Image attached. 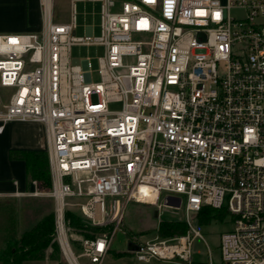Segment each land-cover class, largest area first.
Instances as JSON below:
<instances>
[{"label":"built area","instance_id":"obj_1","mask_svg":"<svg viewBox=\"0 0 264 264\" xmlns=\"http://www.w3.org/2000/svg\"><path fill=\"white\" fill-rule=\"evenodd\" d=\"M99 1V35H77L74 10L56 22L53 0H40V31L0 33V133L43 125L63 253L65 240L78 264H101L136 202L182 210L189 226L133 235L136 258L193 264L196 214L210 206L234 224L221 235L223 264H264V0ZM75 44L104 46L99 81L89 58L74 62ZM69 210L104 228L77 254Z\"/></svg>","mask_w":264,"mask_h":264},{"label":"rangeland","instance_id":"obj_2","mask_svg":"<svg viewBox=\"0 0 264 264\" xmlns=\"http://www.w3.org/2000/svg\"><path fill=\"white\" fill-rule=\"evenodd\" d=\"M77 5L76 34L79 36L86 35V26L93 25V34L99 35L101 33V2L81 1ZM72 9L66 0H55L54 20L59 23H68ZM104 51L103 45L75 44L72 46L71 54L73 58L81 60L89 58L92 79L93 81H99V57L104 55ZM7 99V95H0V106ZM108 106L110 110H120L122 102L113 101ZM37 127L35 128L33 123L14 122L9 125L0 138V258L4 257L3 252L5 250L16 246L24 231L32 228L44 217L54 214V200L48 195L49 190L45 191L39 188L38 182L35 189L30 185L26 192L19 195H16L13 188H11L12 185H16V179H21L24 171L20 165L9 163L6 143L10 139L11 146H20L21 139L33 137L45 141V132ZM36 190L41 193L33 195L31 192ZM156 209L155 206L150 204L130 202L124 211L121 229L115 233L111 249L101 264H174L156 259L150 262L140 261L133 251L128 250V242L133 235L141 236L143 241L149 240L159 236L157 227L160 220L182 221L180 218L184 216L182 210L162 207L159 210V215L155 217L154 211ZM82 222L87 226H92L85 220H82ZM68 223L70 244L77 254L80 251V240L83 235L70 225L69 219ZM233 225L232 217L229 214L223 220H214L209 224L198 225L203 237L196 236L193 240V261L208 262L209 256H211L215 263L221 262V235L231 230ZM87 232L92 233L89 229ZM53 242L57 243L58 247ZM117 253H123V255L119 257ZM78 259L80 264H96L91 263L86 257H79ZM5 263L9 264L8 259L6 262L0 259V264ZM23 264H70V262L63 253L61 245L54 234L48 246L30 253Z\"/></svg>","mask_w":264,"mask_h":264},{"label":"trees","instance_id":"obj_3","mask_svg":"<svg viewBox=\"0 0 264 264\" xmlns=\"http://www.w3.org/2000/svg\"><path fill=\"white\" fill-rule=\"evenodd\" d=\"M12 159H23L26 163L27 182L36 180L39 183V188L49 190L51 188V176L48 164V156L46 151L36 150H10ZM226 209H216L210 206H204L197 214L196 221L198 225L209 224L214 220H223L228 215ZM67 218L70 220V225L83 235V237H94L104 228L96 226H87L82 222L80 216L72 211H67ZM92 233L87 232V230ZM189 227L185 221L161 220L158 226V234L161 237L173 235H184ZM97 232V233H95ZM55 233L54 214L46 216L32 228L24 231L17 242L16 246L5 250L4 257L0 258L3 262L8 259L9 264H23L26 257L43 247L50 244ZM57 246V243L53 242ZM120 257L123 253H117ZM6 264V263H5ZM193 264H209L208 262L193 261ZM213 264H223V262H213Z\"/></svg>","mask_w":264,"mask_h":264},{"label":"crops","instance_id":"obj_4","mask_svg":"<svg viewBox=\"0 0 264 264\" xmlns=\"http://www.w3.org/2000/svg\"><path fill=\"white\" fill-rule=\"evenodd\" d=\"M81 1H98L99 0H66V2L73 8L75 11V15L77 14V4ZM55 3V0H53ZM71 10V12H72ZM77 17V16H76ZM71 18V14H70ZM70 21V20H69ZM43 26V18L41 12V4L40 0H0V33H28V32H36L40 31ZM93 25L86 26V35L93 34ZM94 35V34H93ZM77 58H74L76 60ZM78 60V59H77ZM14 122L7 123L5 129L1 136L6 132L7 128L10 124ZM25 123H33V122H25ZM34 127L42 129L41 131L45 132L42 124L33 123ZM10 139L7 141L6 146L8 148L7 156H9V163L12 165L15 164L17 166H21L23 168L24 174L21 179H16L15 184L12 185L13 192H26L28 188L31 187L35 189V186L30 182H27V174H26V163L23 159H12L10 157V150H36V151H46V134L45 141H41L37 138H23L21 139L20 146H11ZM6 142V141H5ZM45 149V150H44ZM161 221V220H160ZM159 221V223H160ZM159 226V224H158ZM30 229V228H29ZM158 229V227H157ZM28 230V229H27ZM141 238V236H140ZM148 240V239H147ZM214 262V259H213Z\"/></svg>","mask_w":264,"mask_h":264},{"label":"bare ground","instance_id":"obj_5","mask_svg":"<svg viewBox=\"0 0 264 264\" xmlns=\"http://www.w3.org/2000/svg\"><path fill=\"white\" fill-rule=\"evenodd\" d=\"M141 194H142V196L144 194H146L147 195V197H146L147 200H154L155 197H156V193L155 192H151L150 189L146 188V187H142ZM63 247H64V252L66 254V257H67L68 261L70 262V264H78L75 256L69 250L68 244H67V242L65 240H63Z\"/></svg>","mask_w":264,"mask_h":264},{"label":"water","instance_id":"obj_6","mask_svg":"<svg viewBox=\"0 0 264 264\" xmlns=\"http://www.w3.org/2000/svg\"><path fill=\"white\" fill-rule=\"evenodd\" d=\"M77 61H78L77 59L74 60V62H77ZM170 200H171V199H170ZM169 203H172V202L169 201ZM175 204L178 205V204H179V201L177 200V201L175 202ZM158 215H159V210L156 209V210L154 211V216L157 217ZM136 249H139V245L136 244V243L133 242V241H129V242H128V250H129V251H133V250H136Z\"/></svg>","mask_w":264,"mask_h":264}]
</instances>
